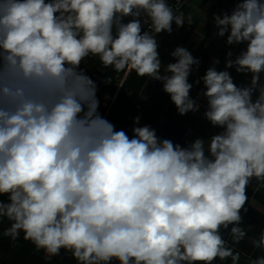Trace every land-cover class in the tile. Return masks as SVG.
<instances>
[{"label":"clouds","instance_id":"obj_1","mask_svg":"<svg viewBox=\"0 0 264 264\" xmlns=\"http://www.w3.org/2000/svg\"><path fill=\"white\" fill-rule=\"evenodd\" d=\"M173 23L182 27L184 14L167 0H0L5 236L23 233L37 251L63 249L77 264H239L221 229L233 243L244 238L246 188L264 181V0H237L213 17L212 34L214 23L226 45L245 47L226 53L225 70L213 59L194 82L204 87V118L219 129L207 143L196 137L182 147L148 125L131 138L117 131L81 68L98 57L105 68L161 82L178 115L196 113L188 78L200 60L184 47L170 53L173 63L159 59L157 35ZM230 68L251 74L249 83L237 86ZM252 243L264 250V231Z\"/></svg>","mask_w":264,"mask_h":264},{"label":"trees","instance_id":"obj_2","mask_svg":"<svg viewBox=\"0 0 264 264\" xmlns=\"http://www.w3.org/2000/svg\"><path fill=\"white\" fill-rule=\"evenodd\" d=\"M194 19H192V28L195 27ZM196 21L198 23V20ZM188 30L190 32V28H182L180 34ZM210 44V47L213 48L215 43L211 40ZM215 45L219 46L220 44ZM96 67L99 69H95ZM84 70L88 75L93 71L100 70L109 76L119 75L118 80L113 79L108 85L92 80L97 85L100 115L114 124L117 131H125L130 138L133 127L148 125L155 129L156 135L161 139H170L173 143H178L183 147L196 137H202L208 141L212 135L219 131V129L212 128L204 118L203 112L206 108L203 105H200V110L196 113L189 112L183 116L178 115L169 96L160 91L161 83L159 81H152L149 77H138L135 72L129 73L127 70L116 72L111 67L105 68L100 60L95 62L92 69L84 67ZM120 79H122L121 86L117 90V83ZM188 80L195 82L196 77L190 76ZM249 81V79H245V82ZM101 98H106L107 102L101 101ZM141 99L147 104L144 103L141 106ZM154 103L161 108V115L157 114L150 106ZM136 106H139V109ZM137 116L140 117L139 124H134L133 120ZM187 136L188 138H186ZM257 186L264 187V181H257L253 178L246 188L248 199L244 207L247 211H242V220L238 225L246 233L244 238L239 243H233L230 231L221 229L222 238L226 241L225 246L240 253L239 264H249L250 260L264 256V250L254 247L252 243L264 231V196L253 190ZM0 200L7 202V196L0 195ZM9 226L10 222L6 218L0 220V264H77L71 252L63 249L55 256H48L43 250L37 251L31 242L23 239V233L16 239L5 236L4 231ZM12 247H16L17 251L13 259L8 261L7 255ZM113 264H118V262L113 261ZM213 264H232V262L231 258L224 261L217 258Z\"/></svg>","mask_w":264,"mask_h":264},{"label":"crops","instance_id":"obj_3","mask_svg":"<svg viewBox=\"0 0 264 264\" xmlns=\"http://www.w3.org/2000/svg\"><path fill=\"white\" fill-rule=\"evenodd\" d=\"M187 9H188V6L185 7L184 10L182 11V13L184 14V18H185ZM191 18L192 17L185 20V24L182 26L183 29L190 28V32L188 30V31H184L183 34H180L181 33L180 28L177 29L175 24L173 23L172 25L173 30L170 34L161 32L157 35V40L159 44L158 52H159V59L161 60L162 64H167V63L175 62L174 59L170 56V53L176 47L186 48L193 55V57L198 58L200 60L199 67L195 68L194 66V70L190 74V76L196 77V80H197L199 77L203 76L206 69L211 66L213 59H219L220 61V63L216 65L217 70H225L224 64H225L226 53L228 51H232L233 52L232 58H235V56L245 47V45H239L237 49H232L229 46H224V45H219L216 47L213 46L212 48L210 47L211 45L210 42L207 41L208 37L206 38V37L199 35V32L197 31L198 30V23L196 21L197 18H195L196 20L194 19V22H195L194 28H192L193 25H192ZM203 38L206 40H204ZM98 60H99L98 57L93 60H83L82 65L83 67L90 70L94 67L95 62H97ZM95 69H99V68L96 67ZM227 70L230 72L233 78V81L235 84H237V86H246L249 83V82H245V79L247 78L250 80L251 74H247V75L239 74V73H236L235 70L231 68ZM263 79H264V75H262V78H261L262 86H264V82H262ZM189 83H193V88L190 91V96L193 99H195L199 105H203L206 108V100L204 99L203 96L198 95L199 93L204 91L202 82L199 84H196L194 82H189ZM160 91L164 93L162 91V84L160 87ZM164 94L167 95L166 93ZM198 100L200 101L198 102ZM186 138H188V136ZM253 190L256 192H259L260 194L264 196V187L257 186ZM16 251H17L16 247L11 248V250L9 251L7 255L8 261H11L13 259V257L16 254Z\"/></svg>","mask_w":264,"mask_h":264},{"label":"rangeland","instance_id":"obj_4","mask_svg":"<svg viewBox=\"0 0 264 264\" xmlns=\"http://www.w3.org/2000/svg\"><path fill=\"white\" fill-rule=\"evenodd\" d=\"M188 9L186 11L185 20L192 17L197 18L198 20V32L200 36L208 37L207 41L211 42L212 37V18L214 15H220L222 13L227 12V9L232 6L230 0H187ZM183 27H180V30ZM217 45L214 44V47ZM140 102V105L143 106L144 102L143 99ZM200 100H198L199 102ZM154 111L161 115L162 110L161 108L154 103L150 105Z\"/></svg>","mask_w":264,"mask_h":264},{"label":"built area","instance_id":"obj_5","mask_svg":"<svg viewBox=\"0 0 264 264\" xmlns=\"http://www.w3.org/2000/svg\"><path fill=\"white\" fill-rule=\"evenodd\" d=\"M237 2V0H232L231 3H232V6L230 8H228V12L230 13L231 10L235 7V3ZM167 3L173 8V10L177 13H180L185 7H187V0H167ZM128 19H131V18H128ZM144 30H150V25L149 24H145L144 25ZM217 28L214 26V23H213V34H212V41L215 43V44H220V45H226L225 44V40L227 38V33L225 34V36L223 37H220V36H217L216 35V32H217ZM228 46V45H226ZM230 48L232 49H237L239 47V45H234V46H229ZM97 57H94V56H89V57H86L84 60H93V59H96ZM81 68L84 70V67L82 65V62H81ZM84 72L86 73V71L84 70ZM87 74V73H86ZM88 75V74H87ZM89 76L91 77V79L97 81V82H100L102 84H110L112 82L113 79H119V75H114L113 76H109V75H106L105 72L103 70H100V71H93L89 74ZM121 82H122V79H120L117 83V90L119 89V87L121 86ZM101 101L103 102H107V99L106 98H101ZM137 109H139V106H136Z\"/></svg>","mask_w":264,"mask_h":264}]
</instances>
